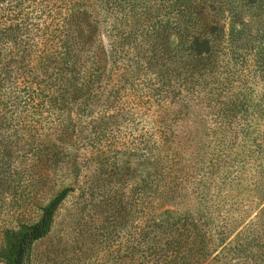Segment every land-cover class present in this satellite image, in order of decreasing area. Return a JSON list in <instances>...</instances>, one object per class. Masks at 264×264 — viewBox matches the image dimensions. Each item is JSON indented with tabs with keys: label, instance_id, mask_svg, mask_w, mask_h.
I'll return each mask as SVG.
<instances>
[{
	"label": "rangeland",
	"instance_id": "1",
	"mask_svg": "<svg viewBox=\"0 0 264 264\" xmlns=\"http://www.w3.org/2000/svg\"><path fill=\"white\" fill-rule=\"evenodd\" d=\"M197 1L90 0L108 50L91 90L0 52V249L72 187L25 264H264V0L206 2L197 27L223 8L226 28L196 71L172 52L151 63ZM133 47L147 65L129 62Z\"/></svg>",
	"mask_w": 264,
	"mask_h": 264
},
{
	"label": "trees",
	"instance_id": "2",
	"mask_svg": "<svg viewBox=\"0 0 264 264\" xmlns=\"http://www.w3.org/2000/svg\"><path fill=\"white\" fill-rule=\"evenodd\" d=\"M0 52L8 46L19 49L18 63L23 65L31 62L34 69L52 79L61 89L75 87V90H91L99 81L94 74L103 72L107 67L108 50L99 24L92 23L93 12L90 10V0H0ZM202 1V0H201ZM196 3L182 4L179 13L184 24L179 23L178 42L167 43L161 41L153 44V55L150 62L158 56L167 54L178 57L179 66L186 67L193 72L200 64L212 58L219 36L215 33L225 31L222 20L225 10L212 22L198 24L197 16L203 18L208 0ZM255 3L256 0H245ZM214 2L210 4L213 7ZM193 19V20H192ZM197 27V28H195ZM173 46V47H172ZM172 47V48H171ZM134 54L129 62L132 65L144 66L145 55L142 50L133 47ZM168 55V59L172 57ZM207 60V61H205ZM145 63V64H144ZM147 65V64H146ZM89 76V77H87ZM81 85V87H80ZM78 96L72 98L76 100ZM2 118L0 117V122ZM150 151V147L146 148ZM7 157L9 150H5ZM149 165L154 163L147 160ZM150 175V173H149ZM72 187L60 190L55 197L44 207L38 221L32 224H22L17 230H7L5 243L0 249V256L6 264H25L30 246L38 239L45 237L52 229L55 215ZM166 195V192L159 194ZM175 222L161 219L155 226L162 233H173ZM202 244L197 238L193 244ZM180 242L171 238L165 248L177 250ZM160 250L151 249V254H159ZM169 260L166 264H174Z\"/></svg>",
	"mask_w": 264,
	"mask_h": 264
}]
</instances>
